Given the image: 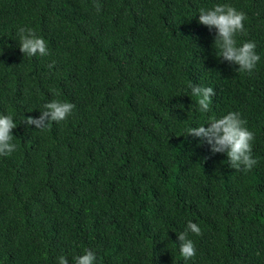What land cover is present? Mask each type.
Instances as JSON below:
<instances>
[{
    "label": "trees",
    "instance_id": "16d2710c",
    "mask_svg": "<svg viewBox=\"0 0 264 264\" xmlns=\"http://www.w3.org/2000/svg\"><path fill=\"white\" fill-rule=\"evenodd\" d=\"M217 4L247 17L251 75L198 23ZM21 27L47 56L20 52ZM191 85L216 92L207 113ZM52 100L72 115L24 124ZM228 112L255 134L250 171L186 136ZM0 114L17 125L0 156V264H75L88 249L96 264H264V0H0ZM188 221L202 235L185 261Z\"/></svg>",
    "mask_w": 264,
    "mask_h": 264
},
{
    "label": "clouds",
    "instance_id": "9594fccd",
    "mask_svg": "<svg viewBox=\"0 0 264 264\" xmlns=\"http://www.w3.org/2000/svg\"><path fill=\"white\" fill-rule=\"evenodd\" d=\"M96 11L101 10V5L94 4ZM245 13L238 11L228 4H217L212 9L199 10L198 23L209 30L215 29L213 45H215L224 61L238 66L237 71L251 75L260 61L256 52L257 45L253 41L237 45V35H246L244 29ZM19 50L29 57L47 56V45L43 38L36 35L33 29L21 27L18 29ZM191 95L197 97L199 110L207 113L210 110L212 98L216 95L212 87L191 85ZM75 105L71 102L52 100L43 106L37 118L31 116L24 118L25 125H34L39 130H44L50 123H59L72 115ZM198 127H190L186 136L199 138L202 143L210 146L212 154L223 153L226 155L230 166L239 171H250L256 164L252 156V142L255 134L247 127V121L241 118L239 112H228L220 118H213L208 123ZM11 115L0 114V156L7 157L14 153L17 145L13 142L12 130L16 128ZM189 233L200 236L201 228L192 221H188L183 232L177 235L179 241V254L185 261L196 255L194 241L189 238ZM58 264H69L66 256H59ZM75 264H96L95 253L88 249L84 254L75 256Z\"/></svg>",
    "mask_w": 264,
    "mask_h": 264
}]
</instances>
